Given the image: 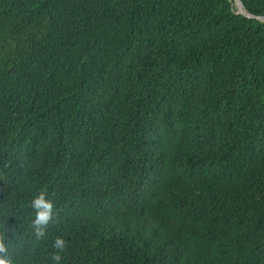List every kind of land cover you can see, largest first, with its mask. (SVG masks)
<instances>
[{
  "label": "trees",
  "instance_id": "obj_1",
  "mask_svg": "<svg viewBox=\"0 0 264 264\" xmlns=\"http://www.w3.org/2000/svg\"><path fill=\"white\" fill-rule=\"evenodd\" d=\"M264 16V0H241ZM233 0H0V236L14 264H264V21ZM55 217L37 240L32 199Z\"/></svg>",
  "mask_w": 264,
  "mask_h": 264
},
{
  "label": "clouds",
  "instance_id": "obj_2",
  "mask_svg": "<svg viewBox=\"0 0 264 264\" xmlns=\"http://www.w3.org/2000/svg\"><path fill=\"white\" fill-rule=\"evenodd\" d=\"M47 196L48 193L46 191H41L31 201V207L35 213L31 223L37 240L42 239L46 235L48 225L53 222L56 215L54 203L51 199L46 198ZM67 246L68 242L63 237L54 239L52 247L56 251L51 254V260L54 264H61V253L64 252ZM0 264H14L13 259L10 257L9 247L3 236H0Z\"/></svg>",
  "mask_w": 264,
  "mask_h": 264
},
{
  "label": "water",
  "instance_id": "obj_3",
  "mask_svg": "<svg viewBox=\"0 0 264 264\" xmlns=\"http://www.w3.org/2000/svg\"><path fill=\"white\" fill-rule=\"evenodd\" d=\"M233 3L236 6H237V4H239L241 6V8L237 7V11H236L237 13H241V14L248 16V17H256L258 20L264 21V16H254V15L248 13L246 10H244L241 0H233Z\"/></svg>",
  "mask_w": 264,
  "mask_h": 264
},
{
  "label": "rangeland",
  "instance_id": "obj_4",
  "mask_svg": "<svg viewBox=\"0 0 264 264\" xmlns=\"http://www.w3.org/2000/svg\"><path fill=\"white\" fill-rule=\"evenodd\" d=\"M236 6V5H235ZM236 7H240L241 8V6L239 5V4H237V6Z\"/></svg>",
  "mask_w": 264,
  "mask_h": 264
}]
</instances>
